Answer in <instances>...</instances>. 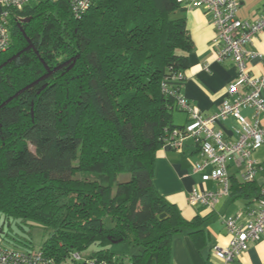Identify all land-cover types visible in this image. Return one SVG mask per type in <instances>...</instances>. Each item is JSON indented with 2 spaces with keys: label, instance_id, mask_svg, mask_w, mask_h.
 <instances>
[{
  "label": "trees",
  "instance_id": "trees-1",
  "mask_svg": "<svg viewBox=\"0 0 264 264\" xmlns=\"http://www.w3.org/2000/svg\"><path fill=\"white\" fill-rule=\"evenodd\" d=\"M184 9L177 0H94L75 17L68 0H41L8 19L0 216L46 231L39 249L59 264H84L70 255L91 245L95 264H171L173 237L194 225L153 182L156 151L177 128L172 77L193 46ZM230 185L260 198L253 181ZM117 244L138 252L115 253Z\"/></svg>",
  "mask_w": 264,
  "mask_h": 264
},
{
  "label": "crops",
  "instance_id": "crops-1",
  "mask_svg": "<svg viewBox=\"0 0 264 264\" xmlns=\"http://www.w3.org/2000/svg\"><path fill=\"white\" fill-rule=\"evenodd\" d=\"M181 14L186 20V29L193 46L188 54V68L179 80L172 83L179 89L181 96L201 115L207 117L215 113L224 101L234 98L228 95L227 91L235 82L236 69L229 59H215L219 46L213 45L212 42L214 29L209 14L192 5L185 8ZM263 15L264 0H240L236 13L238 19L254 22ZM247 49L264 56V31L251 40ZM248 67L251 74L259 75L264 68V59H251ZM243 92L242 88L238 89L239 94ZM262 97L264 100V91ZM240 114L249 124L258 120L264 125L263 117H255L250 108H242ZM172 122L177 129L189 124L187 115L179 109L173 112ZM214 130L220 132L224 140L234 142L241 132V127L238 121L230 116L217 121ZM253 157L260 166L253 182L261 189L264 185V146L255 149ZM204 160L192 138L186 139L179 149L164 145L155 154L153 182L156 191L178 208L185 221L194 224L192 229L185 228L173 237L171 264H224L214 256V248L225 247L229 241L223 221L239 214L241 218L238 224L243 225L248 219L246 209L256 206V199L237 197L232 191L228 196L220 198L213 208L208 209L201 204L190 205L187 199L192 190L216 192L222 188V185L212 178L214 169L211 165L201 171L194 170V167L203 164ZM240 172L234 163L229 165L230 183H241ZM193 231H196L195 235L191 234ZM132 250L134 249L128 247V253L125 255H129ZM229 264H264V236L251 243L247 251Z\"/></svg>",
  "mask_w": 264,
  "mask_h": 264
},
{
  "label": "built area",
  "instance_id": "built-area-1",
  "mask_svg": "<svg viewBox=\"0 0 264 264\" xmlns=\"http://www.w3.org/2000/svg\"><path fill=\"white\" fill-rule=\"evenodd\" d=\"M41 0H0V52L5 51L10 44L9 21L10 16L28 4ZM71 13L75 17L88 10L94 0H68ZM184 8L190 5L202 9L209 14L214 29L213 45L219 46L215 59L223 61L229 59L236 69L235 82L228 88V95L234 96L224 101L219 109L210 116L201 115L183 96L178 93L177 107L184 112L189 120L186 127L175 128L170 132L166 145L181 148L183 142L192 138L204 156V163L196 165L195 171H201L211 165L214 169L212 178L222 185L219 191L192 190L188 195L190 205L201 204L206 208H213L224 196L230 194V179L228 167L234 163L241 170L239 178L242 183L252 182L259 169L253 152L264 146V125L255 120L252 124L245 121L240 114L242 108L253 110L255 117L261 115L264 120V68L259 75L249 71L248 63L251 59L263 60L264 56L247 49L251 40L264 31V15L254 22L242 21L236 17L240 0H177ZM182 75H175L172 81L179 80ZM242 88L243 93H238ZM236 119L241 132L236 141H226L220 132L214 130L217 121L227 117ZM256 206L246 209L247 220L243 225L238 224L241 215L225 219L224 225L229 236L225 247H215L214 256L224 264H229L247 251L251 243L257 242L264 236V185L260 189V198L255 200ZM74 262H81L79 253L70 255ZM0 264H59L46 256L40 249H15L2 244L0 240ZM84 264H95L94 261L84 259ZM104 264V263H101Z\"/></svg>",
  "mask_w": 264,
  "mask_h": 264
},
{
  "label": "rangeland",
  "instance_id": "rangeland-1",
  "mask_svg": "<svg viewBox=\"0 0 264 264\" xmlns=\"http://www.w3.org/2000/svg\"><path fill=\"white\" fill-rule=\"evenodd\" d=\"M92 178L93 177L91 176V179ZM124 178L125 177H121L120 180ZM3 222L4 220L0 216V240L2 244L7 247H12L15 249H26L33 247L34 249H39L47 236L46 231L36 225L29 226L27 224H23L20 226L17 225L16 221ZM113 247L111 250L115 253H128V251H126L128 248L127 244H117ZM96 251L97 247L91 245L84 251L80 252V256L84 260L88 256L94 254ZM137 252L138 251H136L134 254H137Z\"/></svg>",
  "mask_w": 264,
  "mask_h": 264
},
{
  "label": "water",
  "instance_id": "water-1",
  "mask_svg": "<svg viewBox=\"0 0 264 264\" xmlns=\"http://www.w3.org/2000/svg\"><path fill=\"white\" fill-rule=\"evenodd\" d=\"M23 21H29V19L23 20Z\"/></svg>",
  "mask_w": 264,
  "mask_h": 264
}]
</instances>
